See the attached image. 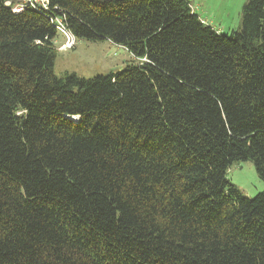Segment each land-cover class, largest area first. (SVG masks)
I'll return each mask as SVG.
<instances>
[{"label":"trees","instance_id":"1","mask_svg":"<svg viewBox=\"0 0 264 264\" xmlns=\"http://www.w3.org/2000/svg\"><path fill=\"white\" fill-rule=\"evenodd\" d=\"M0 0V264H264V0L220 34L189 0ZM139 60L54 73L57 22Z\"/></svg>","mask_w":264,"mask_h":264},{"label":"rangeland","instance_id":"2","mask_svg":"<svg viewBox=\"0 0 264 264\" xmlns=\"http://www.w3.org/2000/svg\"><path fill=\"white\" fill-rule=\"evenodd\" d=\"M191 9L200 19L220 34L238 30L242 20V8L247 0H189ZM24 0H16L18 8ZM44 9L42 5L38 6ZM57 37L53 42L56 51L54 73H73L90 79L123 70L137 63L123 47L107 40H76L57 24ZM228 181L245 197L253 198L264 190V183L258 178L251 161L234 163L227 172Z\"/></svg>","mask_w":264,"mask_h":264},{"label":"built area","instance_id":"3","mask_svg":"<svg viewBox=\"0 0 264 264\" xmlns=\"http://www.w3.org/2000/svg\"><path fill=\"white\" fill-rule=\"evenodd\" d=\"M42 5L44 9H47V0H24V3L22 5H20L18 8H15L14 11L15 12H19L22 10V8L24 6H30L33 8H39L38 6ZM57 24H59V26L62 27V25L60 24L59 21H56ZM63 28V27H62ZM64 29V28H63ZM57 30H58V26H57ZM65 30V29H64ZM66 31V30H65ZM67 32V31H66Z\"/></svg>","mask_w":264,"mask_h":264}]
</instances>
